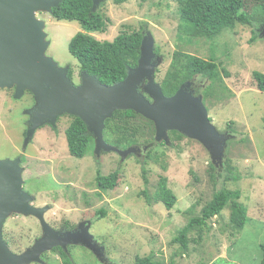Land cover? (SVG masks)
I'll list each match as a JSON object with an SVG mask.
<instances>
[{
  "label": "rangeland",
  "instance_id": "374dc122",
  "mask_svg": "<svg viewBox=\"0 0 264 264\" xmlns=\"http://www.w3.org/2000/svg\"><path fill=\"white\" fill-rule=\"evenodd\" d=\"M253 5L247 1L246 10L251 12ZM99 10L110 22L104 33H91L96 40L112 41L122 31H139L152 38L161 60L155 71L156 83L166 74L177 51L204 60L213 56L219 63L218 72L228 92L205 99L192 92L201 97L216 131L229 135L222 166L212 164L209 152L198 141L169 134L168 143L153 149L150 157L143 158L144 164L138 160L145 153L143 143L139 144L140 155H128L124 160L114 152L97 157L94 146L84 158H73L65 137L72 121L67 114L57 119L55 128H39L23 149L29 119L25 111L34 105V98L26 91L16 99L14 88L0 89V160L24 158L23 190L35 197L34 207H49L44 218L53 229L60 230L68 223L74 226L73 231L81 223H90L89 232L103 248V256L100 260L81 245H69L67 253L74 264H133L136 257L145 256L165 264H260L264 246V92L256 90L252 73H264L261 27L255 29L258 38L253 42L254 27L236 25L212 42L195 39L188 43L178 37L175 0H128L120 5L105 0ZM36 16L46 24L50 42L46 55L60 67L69 66L72 81L78 85L79 64L69 54L68 43L81 31L80 25L57 21L44 12ZM202 84H197L200 90ZM226 160L233 168V178L225 170ZM115 170L120 174L117 186L100 192L95 186L97 171L108 175ZM160 177L166 178L167 187L176 196L170 210L146 197L154 194ZM222 188L240 192L239 201L247 208L246 225L236 233L226 207L224 220L212 219L209 228L200 233V240L198 230L188 234L187 250L183 251L173 239L188 218L199 215L213 193ZM192 206L193 212L187 214ZM101 210L104 217H100ZM42 234L40 223L31 216L12 214L3 226V239L16 254L32 247ZM54 251L44 255L42 264H63Z\"/></svg>",
  "mask_w": 264,
  "mask_h": 264
},
{
  "label": "water",
  "instance_id": "95a60500",
  "mask_svg": "<svg viewBox=\"0 0 264 264\" xmlns=\"http://www.w3.org/2000/svg\"><path fill=\"white\" fill-rule=\"evenodd\" d=\"M63 0H0V89L14 88V98L24 92L33 95L34 105L25 111L29 116L23 142L27 147L35 132L49 125L56 126L62 115L79 118L94 138V154L117 153L121 160L128 155H140L141 149L121 150L105 142L103 129L106 119L115 111H134L151 121L155 141L168 143V132L177 131L198 141L209 152L212 164L221 167L226 140L210 123L201 97L193 96L190 82L183 84L170 97H165L155 82V71L161 60L155 54L153 40L143 37L137 64L129 68L126 77L113 85L101 84L96 77L80 73L75 85L68 77L69 66L60 67L46 55L45 22L37 12L52 13ZM105 0H92L96 9ZM264 39V26L259 29ZM144 152L146 149H143ZM21 159L0 160V264H42V254L60 247L81 245L101 260L103 248L89 232L90 223H81L73 231L53 229L45 221L48 206L34 207L35 197L23 190ZM12 214L31 216L38 220L42 236L32 247L20 254L13 253L3 239V226Z\"/></svg>",
  "mask_w": 264,
  "mask_h": 264
},
{
  "label": "trees",
  "instance_id": "16d2710c",
  "mask_svg": "<svg viewBox=\"0 0 264 264\" xmlns=\"http://www.w3.org/2000/svg\"><path fill=\"white\" fill-rule=\"evenodd\" d=\"M115 5H120L128 0H111ZM147 2L148 0H140ZM178 3V37L188 43L195 39L214 41L223 31L233 29L236 25H247L254 27L251 41L256 40L257 27L264 26V0H175ZM247 1L254 3L251 12L246 10ZM52 18L57 21L77 22L81 31L77 32L68 43V52L79 64L80 73L94 76L103 85H113L122 81L129 68L136 66L140 56V45L143 34L139 31H122L112 41H98L91 33H104L110 22L99 10V6L93 9L92 0H63L58 7L52 9ZM158 56V51L154 50ZM219 63L212 56L204 60L194 55L181 51L173 54L170 66L162 78L160 84L165 97L174 95L179 88L187 82L192 83L190 90L195 94L214 98L216 95L227 93L228 90L222 82L218 72ZM68 77L73 80V71L69 70ZM196 78L200 80L195 81ZM252 79L256 90L264 92V73L254 71ZM203 81V89L197 86ZM198 82V83H197ZM207 82V83H205ZM194 83V84H193ZM205 101V100H203ZM205 105V104H204ZM206 107V106H205ZM72 121L65 129V137L68 153L71 157L82 159L86 156L90 146H94V138L88 132L85 124L77 117L71 116ZM210 120V119H209ZM169 137L176 139L184 135L177 131L168 132ZM155 128L151 121L134 111H115L109 119L105 120L103 138L106 143L124 150L129 147L146 148L140 160L151 156L153 149L164 142L153 144ZM142 148V147H141ZM134 155V154H131ZM136 156V155H135ZM22 163L24 158L21 157ZM225 170L230 178L234 177L233 168L228 160L225 162ZM210 167L214 170V166ZM143 173L145 172L144 169ZM119 170L108 175L96 173L95 186L100 192L113 190L117 186ZM214 177V176H213ZM145 184L147 180L144 179ZM148 199L154 203H161L170 210L176 202V196L167 187L165 177H160L154 194ZM241 194L238 190L222 188L213 193L212 198L200 210L199 215L188 218L187 224L182 227L173 242L179 243L183 251L187 250L189 243L188 234L193 230L209 228L212 219L223 221V210L228 207L229 224L232 229L239 233L248 221L247 208L240 203ZM147 199V200H148ZM149 201V200H148ZM194 206L186 213L190 214ZM100 217L105 212L100 211ZM74 226L65 223L60 230L69 231ZM62 258L63 264H74L72 257L60 249H56ZM262 258L260 264H264V246H261ZM133 264H165L155 260L152 256L136 257Z\"/></svg>",
  "mask_w": 264,
  "mask_h": 264
},
{
  "label": "flooded vegetation",
  "instance_id": "af4514ba",
  "mask_svg": "<svg viewBox=\"0 0 264 264\" xmlns=\"http://www.w3.org/2000/svg\"><path fill=\"white\" fill-rule=\"evenodd\" d=\"M79 80H80V74H79ZM191 84H192V83H191ZM20 159H21V158H20ZM20 165H22V159H21V163H20ZM69 231H71V230H69ZM68 247H69V246H68ZM68 247H67L66 250H64V249H62V248H60V247H57V248L67 253ZM57 248H54V249L51 250L50 252H55L54 250H56ZM47 253H49V252H46V253L42 254L41 258H43L44 255L47 254Z\"/></svg>",
  "mask_w": 264,
  "mask_h": 264
}]
</instances>
